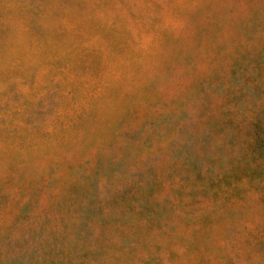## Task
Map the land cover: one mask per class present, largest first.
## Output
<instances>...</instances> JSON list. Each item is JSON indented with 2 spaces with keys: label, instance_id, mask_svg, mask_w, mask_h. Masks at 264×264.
<instances>
[{
  "label": "rangeland",
  "instance_id": "obj_1",
  "mask_svg": "<svg viewBox=\"0 0 264 264\" xmlns=\"http://www.w3.org/2000/svg\"><path fill=\"white\" fill-rule=\"evenodd\" d=\"M0 264H264V0H0Z\"/></svg>",
  "mask_w": 264,
  "mask_h": 264
}]
</instances>
